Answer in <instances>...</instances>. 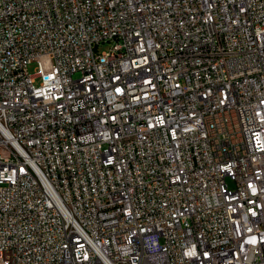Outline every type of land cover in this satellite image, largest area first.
<instances>
[{
	"label": "built area",
	"instance_id": "1",
	"mask_svg": "<svg viewBox=\"0 0 264 264\" xmlns=\"http://www.w3.org/2000/svg\"><path fill=\"white\" fill-rule=\"evenodd\" d=\"M0 264H264V0H0Z\"/></svg>",
	"mask_w": 264,
	"mask_h": 264
},
{
	"label": "bare ground",
	"instance_id": "2",
	"mask_svg": "<svg viewBox=\"0 0 264 264\" xmlns=\"http://www.w3.org/2000/svg\"><path fill=\"white\" fill-rule=\"evenodd\" d=\"M142 96H149L148 88H141ZM151 96H158V89H151ZM70 240H80V233H70Z\"/></svg>",
	"mask_w": 264,
	"mask_h": 264
},
{
	"label": "rangeland",
	"instance_id": "3",
	"mask_svg": "<svg viewBox=\"0 0 264 264\" xmlns=\"http://www.w3.org/2000/svg\"><path fill=\"white\" fill-rule=\"evenodd\" d=\"M109 47H110L109 43L100 44L99 46H97L96 50H97V52L106 51V50H108ZM44 67H46L45 63H44ZM27 70H28V73L33 74L35 72L34 65L33 64L29 65ZM37 83H38V81L35 80V84H37Z\"/></svg>",
	"mask_w": 264,
	"mask_h": 264
}]
</instances>
